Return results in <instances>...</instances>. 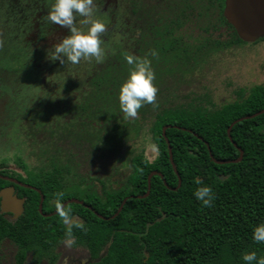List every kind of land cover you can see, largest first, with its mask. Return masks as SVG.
I'll list each match as a JSON object with an SVG mask.
<instances>
[{"label":"trees","instance_id":"obj_1","mask_svg":"<svg viewBox=\"0 0 264 264\" xmlns=\"http://www.w3.org/2000/svg\"><path fill=\"white\" fill-rule=\"evenodd\" d=\"M128 4L129 19L144 22L135 28L139 35H135L134 44L123 42L115 48L111 46L105 58L91 69L89 65L83 66L80 76L85 79L79 78L74 87L83 99L76 93L78 104L68 107L66 113L77 121L74 125L77 131L72 133L73 124H69L63 134L59 130L60 136L57 131L49 134L54 135V140L58 137L75 141L79 146L84 144L88 152L103 150L110 143L126 146L125 142L132 138L131 130L138 135L149 118L148 142L142 140L138 148L129 150L130 172L120 173L115 181L97 179L100 185L97 191L90 177L71 176L68 166L55 161L73 160L70 153L62 156L57 151L48 153L40 147L36 149L39 158L31 154L34 160H46L40 166L27 165V169L15 162L24 178L5 165H0V176L12 177L37 188L44 198L43 214L55 212L54 198L58 193H62L61 203L74 198L89 207L74 203L65 206L71 209L74 220L83 225L82 228L72 227L74 244L70 248L84 249L89 257L86 264H244L241 260L244 252L254 251L258 257L264 256V244L251 237L253 226L264 222V113L232 126L231 139L243 152L237 163L215 164L205 144L194 136L208 144L215 160L238 158V151L228 140L226 130L234 120L264 109V84L239 88L235 99L221 106L204 102L199 97H188L173 105L158 104L154 100V104L142 105L134 119L123 118L117 101L119 85L131 67L126 63L127 55L146 57L154 77L169 65L188 60L186 49L189 45L177 34L186 23L200 20L205 23V30L220 27L229 30L226 41L206 38L204 45L199 47L224 49L247 43L237 37L223 18V0H153L151 3L128 0ZM131 31L122 30V34L130 36ZM261 41L264 36L251 44ZM153 51L155 56L151 55ZM30 124H33L30 132L34 145L38 141L34 138L37 128L40 127L42 133L47 131L43 124ZM164 126H170L164 134L180 178L178 188L162 136ZM149 143L159 148L155 158L152 153L148 155ZM152 171L163 178L152 176L148 195L138 198L145 194L147 176ZM197 178L212 189L211 207H201L193 196L198 187L194 183ZM1 187L13 188L24 205L16 220L0 213V243L8 240L16 247L18 264L27 254H31L34 264L42 260L54 264L67 226L56 214L43 217L38 212L37 192L0 178ZM124 199L121 211L112 218ZM94 212L108 219H100Z\"/></svg>","mask_w":264,"mask_h":264},{"label":"rangeland","instance_id":"obj_2","mask_svg":"<svg viewBox=\"0 0 264 264\" xmlns=\"http://www.w3.org/2000/svg\"><path fill=\"white\" fill-rule=\"evenodd\" d=\"M49 4L50 0H0V164L15 168L13 164L20 160L25 166L29 163L40 166L44 160L36 161L31 157L35 153V158H39L36 149L40 147L48 153L57 151L62 156L70 153L73 160L55 161L68 166L71 176L90 177L93 189L99 191L98 180L115 181L120 173L125 175L130 172L129 150L138 148L142 140L148 142L146 130L151 119L148 118V123L138 135L131 130V140L134 141L128 140L126 146H112L110 143L103 150L88 152L84 144L79 146L75 141L68 142L58 137L54 140V135L49 132L57 131L60 136V132L65 131L69 124H73L72 133L77 131L74 130L77 121L70 118L71 123L66 126L65 113L59 110L64 109L66 103L68 107L76 103V93L79 91L74 87L78 85L79 78L85 79L81 77L82 68L86 64L91 69L96 61L81 60V65H72L67 61L61 64L49 60L51 46L67 35L66 28L47 21ZM101 6H96L95 18L105 25L100 37L105 35L107 38L112 34H106L112 23L104 15L106 12L100 10ZM81 19L79 16L74 17L76 26H81ZM204 27L203 21L196 20L186 23L177 32L189 45L186 49L188 60L183 61V64L169 65L154 77L153 85L157 89L155 101L158 104L173 105L186 101L188 97H199L204 102L221 106L233 101L239 88L264 84V41L232 45L224 49L203 48L199 46L204 45L206 38L220 42L229 38V31L225 27L210 31ZM101 47L104 49L103 60L110 45L101 43ZM78 97L83 99V95L78 94ZM31 122L43 124L47 131L42 133V129L37 128L35 132L40 136L37 134L34 137L38 139L34 145L31 143ZM113 185L116 187L117 184L113 182ZM14 252L15 248L7 242L2 244L0 264H15ZM59 252L61 264H69L70 256L75 261H87L85 252L76 250L74 253L63 244ZM25 264H31L30 259Z\"/></svg>","mask_w":264,"mask_h":264},{"label":"clouds","instance_id":"obj_3","mask_svg":"<svg viewBox=\"0 0 264 264\" xmlns=\"http://www.w3.org/2000/svg\"><path fill=\"white\" fill-rule=\"evenodd\" d=\"M95 14V0H50L46 19L51 24L66 28L67 35L51 46L49 60H56L61 64L67 61L72 65L80 63L81 60L100 62L104 56V49L101 47L102 41L99 34L105 31V25L95 18ZM75 16L82 18L80 27L74 23ZM151 55L155 56L156 53L153 51ZM125 60L131 67L127 77L119 85L117 101L123 118L134 119L142 105L154 104L157 89L153 85L154 74L150 61L146 57L127 55ZM147 147L153 154V158L159 155V148L155 143H149ZM194 183L198 185L193 192L195 200L201 207H211L214 200L212 189L198 178L194 180ZM61 196L62 193H58L54 198L55 214L67 226L62 244L70 248L74 244L72 227L75 225L82 228L83 225L74 220L71 209L63 206ZM251 237L253 241L264 244V222L253 226ZM241 260L244 264H253V262L264 264V256L258 257L254 251L242 253Z\"/></svg>","mask_w":264,"mask_h":264},{"label":"water","instance_id":"obj_4","mask_svg":"<svg viewBox=\"0 0 264 264\" xmlns=\"http://www.w3.org/2000/svg\"><path fill=\"white\" fill-rule=\"evenodd\" d=\"M223 17L225 18L227 23L233 27L237 37L244 43L255 42L257 39L264 36V0H225ZM263 113H264V109L258 111L257 113H254L252 115H248V116L238 118V119L234 120L230 124V126L227 128V130H226L227 138L231 142V144L236 148V150L238 151V158H236L234 160H231V161L215 160L211 155V151H210L208 144L206 142H204L201 137H199L197 135H194V136L205 144L207 151H208L209 158L215 164L237 163L242 159L243 152L239 147H237V145L231 139L230 130H231L232 126L238 122H241V121L247 120V119H251V118L256 117V116L263 114ZM169 127L170 126H164L162 128V136L164 138V141L167 144V150H168V156H169L170 164L174 170V173L177 176L176 188H178L180 186V178H179L177 171L173 165L170 146H169V143H168L167 139L165 138V134H164L165 130L168 129ZM174 128L178 129V127H175V126H174ZM182 130H185V129H182ZM154 175L159 176L161 179L163 178L160 173H157L155 171L150 172L147 176V190L143 196L138 197V198H144L148 195V191L150 189V182L149 181H150L151 177ZM23 186L33 189L32 187L27 186V185H23ZM175 189H171V190H175ZM12 193L13 192H12L11 188L3 189L0 191V213H12V214H14V217H17L18 215H20V213L22 211L23 200L18 199ZM131 197H133V196H131ZM42 201H43V196L40 195V201H39V205H38V212L40 214H42V211H41ZM125 201H126V199H124L122 201V203L120 204L117 211L113 214L112 218L115 217L121 211L122 206L125 203ZM70 203L83 205L89 209L88 206L84 205L81 201L74 199V198L67 199L62 204L65 207L67 204H70ZM94 214L96 216H98L100 219H103V220L108 219V218H104V217L98 215L96 212H94ZM52 215H55V212L50 213V214H42L43 217H50Z\"/></svg>","mask_w":264,"mask_h":264},{"label":"flooded vegetation","instance_id":"obj_5","mask_svg":"<svg viewBox=\"0 0 264 264\" xmlns=\"http://www.w3.org/2000/svg\"><path fill=\"white\" fill-rule=\"evenodd\" d=\"M101 1H102V3H101ZM151 2H153V0H147V3H151ZM100 4H102V6H101V8H100V10L101 11H104V12H106V14H104L107 18H108V20L109 21H111V23H112V25H111V27L109 28V29H107L106 31V34H110L111 32H112V34L111 35H109V36H107V38H105L104 36L105 35H103L102 37H100V35H99V37H100V39H101V41H102V44H109L110 45V48H111V46L113 47V48H115L116 46H118V45H122V43L124 42H127V44L128 45H130V46H132L133 44H134V37H135V35H139V32H138V30L137 29H135L136 27H140L142 24H144V22H141V20L140 19H133V18H131V19H129V17H128V15H129V4H128V0H96L95 1V5L96 6H98L99 7V5ZM224 5H225V0H223V9H222V16H223V10H224ZM109 11V12H108ZM103 12V13H104ZM108 12V13H107ZM224 18V17H223ZM225 19V18H224ZM227 22V21H226ZM124 25L126 28H124L123 29V27H122V25ZM230 25V24H229ZM231 26V25H230ZM117 27H118V29H117ZM232 27V26H231ZM233 28V27H232ZM181 29V28H180ZM180 29H178L177 30V32L180 30ZM122 30H124V31H126V30H132L131 31V35L129 36V35H127V36H125V35H123L122 34ZM234 30V29H233ZM229 31V30H228ZM115 32H116V34H115ZM235 32V31H234ZM67 34V33H66ZM124 36V37H123ZM253 43V42H252ZM133 51V50H132ZM66 103V102H65ZM75 104H78V101H76V103ZM74 105V104H73ZM68 110H69V108H68V104L66 103V106H65V108L64 109H61V110H59L60 112H64L65 113V121H66V125H68L69 123H71L70 122V117L68 116V114H66V113H68ZM72 119H74V117H72ZM68 123V124H67ZM36 161H41V160H36ZM46 160H44V162H45ZM17 162H20L21 164H22V162L19 160V161H17ZM31 166L33 165L32 163H29ZM0 165H4V164H0ZM14 165V167L16 168V169H18L19 170V168H17L16 167V163L15 164H13ZM5 166H7V165H5ZM35 166H37V165H35ZM26 167V166H25ZM34 167V166H33ZM8 168L9 169H11V170H15V168H11L10 166H8ZM26 168H28V167H26ZM18 170H15V171H17V173H19L20 174V176L22 177V178H24V174L23 173H20V171H18ZM0 178L1 179H3V180H6V181H8V182H11L12 184H14V185H16V186H19V187H22V188H27V189H30V190H33V191H35V192H37L38 194H39V201H40V195H42V194H40V191L37 189V188H35V187H33V186H30V185H28V184H24V183H22V182H20V181H18L17 179H15V178H12V177H4V176H0ZM23 185H27V186H30V187H32L33 189H31V188H28V187H24ZM7 188H11V187H1L0 188V191L1 190H3V189H7ZM12 189V194L15 196V197H17L15 194H14V190H13V188H11ZM37 190V191H36ZM43 196V195H42ZM18 198V197H17ZM18 199H21V198H18ZM22 200V199H21ZM43 200H44V198H43ZM42 203H43V201H42ZM23 205H24V203L22 202V211H21V213H20V215L22 214V212H23ZM38 205H39V203H38ZM41 211H42V209H41ZM3 214H6V216L10 219V220H16L20 215H18L17 217H14V214H12V213H3ZM43 214V213H42ZM41 214V215H42ZM50 214V213H49ZM5 242H7L10 246H12L13 248H15V254H14V261H15V264H18L17 263V261L15 260V255H16V251H17V249H16V247L12 244V243H10V241H8V240H4V241H2L1 243H0V246L2 245V244H4ZM59 248H60V246L57 248V250H56V252H58L59 253V255H58V259L56 260V262L54 263V264H61L62 263V261H61V259H60V252H59ZM71 250H72V252H76V250H81V251H83V252H85V254H86V256H87V261L86 260H74L73 259V257L72 256H70V258H69V264H82V261H83V264H86L88 261H89V257H88V254H87V252L84 250V249H82V248H76V249H74V248H71ZM27 259H30V263L31 264H34L33 263V261H32V257H31V254H27V256L25 257V259L23 260V262L22 263H20V264H25V262H27ZM40 264H48L46 261H44V260H42L41 262H40Z\"/></svg>","mask_w":264,"mask_h":264}]
</instances>
